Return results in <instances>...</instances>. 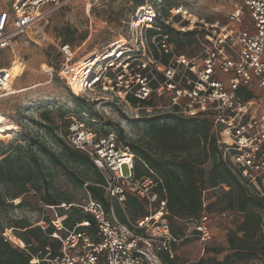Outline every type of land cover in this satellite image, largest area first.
<instances>
[{"label":"built area","instance_id":"obj_1","mask_svg":"<svg viewBox=\"0 0 264 264\" xmlns=\"http://www.w3.org/2000/svg\"><path fill=\"white\" fill-rule=\"evenodd\" d=\"M73 1L77 0H0V51L15 52L21 37L36 44L53 13ZM85 1L92 6L97 0ZM231 9L225 22L213 23L182 5L170 9L164 26L178 33L197 31L198 52L188 56L178 53L170 35L159 26L158 7L145 3L128 22L125 36L73 64L71 47L63 45L60 65L45 64L40 74L56 76L74 96L95 103L104 121L114 110L135 120L212 116L223 162L264 198V0H241ZM12 80L11 69L0 67V93L10 92ZM248 91L255 96L245 100ZM17 129L15 121L0 113V138ZM58 137L63 145L86 154L102 174L108 208L90 195L82 203L61 205L65 212L75 207L91 216L98 242L84 229L90 227L89 220L68 230L67 214L59 216L54 207L45 208L37 226L46 232L51 225L49 236L59 240L61 247L57 254L47 248L42 260L31 264H161L162 255L174 258L187 239H196L201 246L212 240V218L206 211L188 223L183 236L173 233L158 182L136 177L135 156L115 131L99 136L78 119L66 132L59 130ZM124 165L129 177L123 174ZM128 196L141 200L148 216L131 220L124 209ZM116 204L125 223L116 215ZM48 211L54 212L49 224ZM4 235L13 241L11 231Z\"/></svg>","mask_w":264,"mask_h":264},{"label":"trees","instance_id":"obj_2","mask_svg":"<svg viewBox=\"0 0 264 264\" xmlns=\"http://www.w3.org/2000/svg\"><path fill=\"white\" fill-rule=\"evenodd\" d=\"M144 4V0H135V11ZM160 18L159 26L170 35L171 42L175 44L178 53L194 56L193 48L195 46L196 50L198 48L197 31L178 33L172 28L164 26L163 22L159 23ZM154 33L151 31L150 35L152 36ZM175 36L179 39H176ZM63 43L68 44L69 40L64 38ZM186 48H190L191 53H185L183 50ZM61 62H58L56 66H59ZM254 96V93L248 91L244 98L249 100ZM75 98L80 101L79 97ZM89 104L96 110L95 103L89 102ZM77 114H80L79 120L84 123L89 122L90 126L94 127L95 125L92 124L100 123L102 125L101 132L95 131L94 128H87L98 133L99 136L112 133L103 128L106 126L103 124L108 120L104 121L99 114L90 113L89 116L87 112H83V109ZM168 117L173 121L170 123L160 122ZM143 119L146 121L145 126L148 134L156 136L155 142L124 145L129 147L135 156L136 177H151L158 182V192L167 203L166 212L169 214L168 220L173 233L183 236L186 231L182 230V227L176 224L177 222L188 224L191 221L199 220L204 211L209 213L203 193L206 190H217L218 188L219 196L223 197L226 202V209L238 214L241 221L228 237L232 253L227 254L222 262H213V264H235L236 262L259 259L260 253L264 254V198L244 184L241 178L233 173L230 166L223 162L217 145V134L213 128V117L206 114L200 115L198 118L164 115L163 117ZM42 120V123L35 122V125H39L44 131L47 129L55 136V140L62 146L60 152L58 153L38 136L31 133L21 134L20 141H13L8 145L0 141V211L24 207L26 204L24 200L15 206L11 202L22 198L31 190H36L42 194L41 212L45 208L54 207L59 216L67 214L65 227L69 230H73L77 225L89 220L90 227L84 229L94 242H98L96 224L91 216L75 207L67 212L61 209V205H70L74 202L68 196H63L55 190L54 179L58 166L69 167L68 178L73 188L76 190L86 188L92 199L107 206L105 191L102 187L105 184L104 178L86 154L63 145L59 139L58 131L66 132L71 123L67 120L66 113L63 112L59 116L46 110L42 114ZM50 133L48 134L51 135ZM118 135L119 138H123V131ZM172 139L176 141H171ZM180 139L181 141H177ZM169 148H173L174 155L168 151ZM207 162H210L209 169L204 167ZM127 198L126 208L132 218L137 220L147 216L143 202L134 196ZM47 214L46 222L49 223L52 212L48 211ZM209 214L211 216V213ZM12 224V229L20 231L16 230L13 233L14 231L11 230V233L20 240L18 242L21 246L24 245V248L15 246L12 241L6 238L4 235L6 228L0 221V264H31L34 259L42 260L43 255L48 252L47 248H50L53 254L60 251L61 242L49 236L54 229L51 225L44 232L40 226L31 227L24 219L16 220ZM189 240L187 239L185 242ZM185 242L181 245H184ZM178 253L174 258L162 255L160 257L161 264H179Z\"/></svg>","mask_w":264,"mask_h":264},{"label":"rangeland","instance_id":"obj_3","mask_svg":"<svg viewBox=\"0 0 264 264\" xmlns=\"http://www.w3.org/2000/svg\"><path fill=\"white\" fill-rule=\"evenodd\" d=\"M241 0H144L152 6L158 7L161 13V20L164 21L170 16V9L179 5L188 8L196 16L204 19L207 23H213L215 20L225 22L228 15L232 11V5ZM145 5V4H144ZM3 9V8H1ZM135 11V0H97L92 4H88L85 0H77L68 3L59 11L53 13V16L44 24V37L36 40L38 43L29 41V37H21L14 46L15 52L11 50L0 52V66L11 69V63L17 56L19 62L24 68V74L19 78H13L11 85L13 89H24L21 93H0V113L3 116L15 121L18 129L8 139H1L5 145L20 141L21 134H33L38 136L49 147L60 152L61 144L55 140V136L47 129L44 131L35 122L42 123V114L46 110L52 111L57 115L66 113L69 122L78 120L80 114L78 111L99 114L89 104L84 97H79L78 101L56 76L49 78L40 74L41 66L45 64L57 65L62 61L61 46L68 45L71 47L74 58L73 63H78L84 57L96 50H100L105 45L118 40L127 34V24L132 18ZM176 39L177 36H175ZM69 40L68 44H64L63 40ZM193 48L194 54L198 52ZM189 54L190 48L183 50ZM110 112V110H106ZM82 114V113H81ZM111 116L108 122L103 125L104 129L120 134L123 131V138L120 137L122 144H143L155 142V137L148 134L146 130V121L130 119L115 110L110 112ZM100 115V114H99ZM101 116V115H100ZM172 118H165L161 123H170ZM103 122V121H102ZM83 122L85 128H94L95 131H102V125L99 123L92 124ZM58 125V124H57ZM56 125V126H57ZM50 133L51 135H49ZM212 135V132L210 133ZM176 141V140H171ZM177 141H181L177 140ZM148 145V144H146ZM168 151L174 155L173 148ZM207 162L204 167L209 169ZM68 168L66 166H58L55 170V190L63 195L68 196L74 203H82L87 200L89 193L86 188L76 190L73 188L68 178ZM123 174L129 177L131 172L128 166H123ZM217 190H206L203 193L205 205L208 212L211 213V230H213L212 240L205 246H201L196 239H190L180 246L178 253L179 264H213V262H222L227 254L232 253L228 237L235 227L241 221L238 214H234L226 209L224 198L219 196ZM39 191L31 190L22 198H18L11 202L14 206L22 200L26 202L25 206L15 210L0 211V221L4 225L5 233L13 230L15 233L18 229H12V223L16 220H26L31 227L36 226L42 219L41 207L43 200ZM128 213V212H127ZM129 215V214H128ZM53 218V215L51 216ZM182 227V230L189 229L186 222L176 223ZM18 238L13 236L12 243L15 246L24 248L19 244ZM205 250V252H204ZM235 264H264V254L259 255V259H253L246 262H236Z\"/></svg>","mask_w":264,"mask_h":264},{"label":"bare ground","instance_id":"obj_4","mask_svg":"<svg viewBox=\"0 0 264 264\" xmlns=\"http://www.w3.org/2000/svg\"><path fill=\"white\" fill-rule=\"evenodd\" d=\"M19 60H20L19 57L16 56L11 63V72H12L13 78H19L20 76H22L24 74V68L20 64ZM74 88H75V91L78 93L79 92L78 87H74ZM9 91L14 94V93L24 92L25 90L24 89L14 90L12 85H11L9 87ZM13 128H15V126ZM13 130L14 129H12L11 131H13ZM8 137H10V136L1 135V139H3V140L8 139Z\"/></svg>","mask_w":264,"mask_h":264},{"label":"crops","instance_id":"obj_5","mask_svg":"<svg viewBox=\"0 0 264 264\" xmlns=\"http://www.w3.org/2000/svg\"><path fill=\"white\" fill-rule=\"evenodd\" d=\"M1 52V51H0ZM1 67V66H0ZM3 68H5V67H3ZM106 196V195H105ZM131 197V196H130ZM106 198V197H105ZM106 200H107V198H106ZM141 201V200H140ZM142 202V201H141ZM105 206V205H104ZM106 208H108V203H107V206H105ZM125 212H126V214L128 215L129 213H127L128 211H127V208H126V204H125ZM115 210H116V215H118V217H119V219L123 222V223H125L126 222V217H125V215L123 214V211H122V209H121V207L118 205V204H116V206H115ZM145 211H146V213H148L147 212V210H146V208H145ZM52 215H53V218L51 217V220L49 221V223H51L52 222V220H54V212H52ZM129 216V218L131 219V220H135L134 218H132L131 217V215H128ZM147 216H148V214H147ZM141 218H144V217H141ZM48 219V218H47ZM48 223V224H49ZM69 230V229H68ZM63 236H66V234H63Z\"/></svg>","mask_w":264,"mask_h":264}]
</instances>
